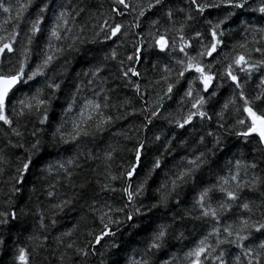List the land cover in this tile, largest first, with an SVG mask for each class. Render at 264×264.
I'll use <instances>...</instances> for the list:
<instances>
[{
	"label": "clouds",
	"instance_id": "1",
	"mask_svg": "<svg viewBox=\"0 0 264 264\" xmlns=\"http://www.w3.org/2000/svg\"><path fill=\"white\" fill-rule=\"evenodd\" d=\"M248 11L245 9L246 13ZM249 21L253 25L256 23L255 17L241 15L240 23L229 24L223 29L226 43L219 49L220 55L214 59L198 55L200 45L194 42L191 55L215 77V85L207 94L199 84L198 75L187 79L179 75L182 70L179 61L186 62L185 56L170 48L160 58L151 53L148 47L145 51L149 55H146L145 64L141 65V79L144 82L140 95L133 94L131 86L117 73L116 65L106 59L108 50L103 46V37H97L93 31L83 34V42L75 50L70 51L65 47V53L59 58L62 67L59 75L54 76L52 71L45 70L39 78H33L34 82L26 80L27 86L21 85L23 91L16 93L9 111L19 108L20 100L33 95L45 103L39 109L33 107L30 112L25 110L24 116L20 118L21 124L25 126L24 148L19 152L5 149V157L0 161V190L3 192L7 191L5 184L16 174L25 157L36 161L28 179L15 194V205L22 210L17 221L18 227L10 229L7 225L0 226V264H15L13 257L20 246L28 250L30 264H57V257L64 249L56 245L55 237L79 223L80 229L73 238L79 237L80 243L86 246L89 231H100L104 224H109L107 216L100 218L96 211L99 209L110 211L113 219L109 226L119 234L118 239H134L146 248L145 241L151 243L153 233L163 231V235H158L155 240L160 248L152 250L151 264H164L171 253L182 255L181 250H187L184 248L185 243L207 234L213 227H222L213 221L211 215L205 217L201 214L196 204L199 194L208 189L204 205L217 208L219 201L226 198L216 186L220 183L221 174L229 175L230 162L234 164L236 159L247 158L249 164L255 162V172L264 175V157L256 150L255 141L251 138L242 140L236 135L240 128L236 121L242 118L241 114L230 107L222 116L217 115L223 111L221 106L224 98L232 92L230 82L223 75L228 62L226 53L235 40L245 35ZM167 35L171 39L173 33ZM119 51L121 59L126 52L131 53V37L125 40L124 47ZM33 57H37L36 51L29 56V64L36 63ZM98 61L106 66L104 94L111 97L108 106L100 109L111 120L101 128L95 126L96 117L92 121H83L79 116L85 99L100 100V96L95 94V85L89 86L83 76L90 63ZM127 63L125 60V66ZM152 63L157 64L155 70ZM163 64L168 65L169 73L160 71ZM162 76L168 79L161 80ZM50 82L61 87L52 91ZM169 83L174 89L171 94L167 92ZM251 87L249 82V90ZM188 89L192 91L191 97L187 95ZM74 94L76 103L73 104ZM200 97L203 100L196 111L203 110L205 116L196 119L191 127L179 128L178 122L192 112V103ZM153 111L159 115L153 116ZM43 116H47V120L41 125L39 121ZM74 121L80 125L75 131ZM34 129L36 135L33 137L30 133ZM76 131L79 136L73 140L71 137L76 135ZM61 132L70 135L62 139ZM138 144L144 146V159L135 180L129 182L126 172L134 163ZM105 152H112L110 160L104 159ZM261 152H264V147ZM69 159L73 160L70 170L74 183L65 179L59 168V164ZM189 160L194 163L189 164ZM154 161L163 164L159 171ZM106 171H110L115 180L108 178ZM181 172L185 173L183 177ZM97 179L102 183L107 182L112 190L106 192L95 183ZM88 180L92 183L87 184ZM82 181L86 182L84 189L79 187ZM129 183L143 185L131 203L122 199L121 193V189ZM232 187L235 188L234 185ZM49 191L53 192L51 197L47 194ZM245 200H255L256 204H260L264 200V188L258 186L250 192L241 189L236 201L227 202L224 208L218 209V218L224 219L225 223H233L239 213L246 211L239 207ZM61 201L68 203L59 208L52 207V204ZM2 205L3 196L0 195ZM129 213L135 216L134 223L127 220ZM256 216H259V212ZM82 217L87 218L86 223H81ZM25 227L45 241L46 250L33 251L32 243L26 238L28 233L21 234ZM180 233L183 239L178 240L177 235ZM134 247L138 248V245ZM65 259L67 264H73L67 257ZM101 259L103 264H114L117 257L108 255L106 250L103 257L99 254L89 257V264H100ZM75 264L80 262L76 261Z\"/></svg>",
	"mask_w": 264,
	"mask_h": 264
},
{
	"label": "snow or ice",
	"instance_id": "2",
	"mask_svg": "<svg viewBox=\"0 0 264 264\" xmlns=\"http://www.w3.org/2000/svg\"><path fill=\"white\" fill-rule=\"evenodd\" d=\"M245 9L249 11L246 13ZM0 14H7L0 23V145L3 146L0 147V161L5 157V149H15L19 152L24 148L22 141L25 126L21 124L20 118L24 116L25 110L30 112L33 107L39 109L45 103L35 95L25 97L19 101V108H13L10 112L12 99L17 92L23 91L21 85L27 86L26 80L34 82L33 78H39L45 70L52 71L54 76L59 75L62 71L59 58L65 53V47L70 51L75 50L77 45L83 42L84 33L93 31L97 37H103V46L108 50L106 59L116 65L119 76L131 86V91L137 96L140 95L141 84L144 82L141 79V65L145 64L146 55H149L145 51L146 47L160 58H163L170 48L185 56L186 62L179 61L182 66L179 75L185 79L198 75L199 84L207 94L215 85V77L191 55L194 42L200 45L198 55H207L210 60L216 58L220 55L219 49L226 43L223 29L229 24L240 23L241 15L255 17L256 23L253 25L249 21L245 35L235 40L230 45V51L226 53L228 62L223 75L230 82L232 92L224 98L221 106L223 111L217 115L222 116L230 107L240 113L242 118L236 121L240 125L236 135L242 140L253 139L256 150L264 157V152H261L264 147V0H110L107 8L103 0L95 4L91 0H0ZM9 24L10 28L6 27ZM170 32L173 33L171 39L167 35ZM129 37L132 51L126 52L121 59L119 50L124 47L125 40ZM117 41L120 43L117 44ZM114 44L116 47H113ZM33 51L37 52L38 57H33L36 60L34 65L28 63ZM125 60L128 62L126 66ZM152 68L155 70L157 64L152 63ZM105 71L106 66L102 61H98L90 63L87 71L83 73L86 83L89 86L95 85V94L100 96V100L85 99L79 116L83 121H92L96 117L97 128L107 125L111 120V117H106L100 111L101 107L108 106L107 102L111 99L109 95L104 94L107 82ZM160 71L169 73L170 69L167 64H163ZM160 79L168 77L162 76ZM249 82L252 85L251 90ZM49 87L56 91L61 86L50 82ZM173 91V85L169 83L167 92L171 94ZM187 95L192 96L191 89H188ZM202 100L203 97H200L192 103V112L178 122L179 128L191 127L196 119L205 116L203 110L196 111L200 108ZM71 107L70 104L69 108ZM152 115L159 113L153 111ZM46 120L47 116H43L39 122L43 125ZM79 127V123L74 121L73 130ZM30 135L34 137L36 130ZM60 135L63 139L65 135L70 134L61 132ZM78 136L79 132L76 131V135L71 138L74 140ZM143 150L142 144L136 146L134 163L126 172L129 182L136 178L139 165L144 159ZM111 158L112 152H105L104 159L107 161ZM35 163L30 157H25L16 174L5 184L7 191L0 190V195L3 196L0 226L7 225L10 229L18 227L17 221L20 220L22 210L15 205V194L28 179ZM188 163L193 164L194 161L189 160ZM72 165L73 160L69 159L59 164V168L64 178L74 183L70 170ZM154 165L157 171L163 167L159 161H154ZM256 167L255 162L249 164L247 158L236 159L234 164L230 162L229 175L221 174L220 183L216 186L226 198L219 201L217 208L204 205L208 189L199 194L196 204L199 205L201 214L205 217L211 215L213 221L222 227H213L207 234L185 243L184 248L187 250L182 249V255L171 253L169 258L164 260V264H229V261L231 264H264V200H261L260 204H256L255 200L242 201L239 207L246 211L239 213L233 223H225L224 219L217 216L218 209L224 208L227 202L238 199L241 189L250 192L258 186L264 188V175L257 174ZM105 174L115 180L110 171ZM184 174L181 172V177ZM90 183L92 181L88 180L87 184ZM95 183L106 192L112 190L111 185L102 183L100 179ZM172 185L175 186V180ZM79 187L84 189L86 182L82 181ZM142 188V184L129 183L121 189L122 199L131 203ZM47 194L51 197L53 192L49 191ZM66 203L68 201H61L59 204H52V207L59 208ZM96 211L101 219L107 216L109 224L112 222L110 211ZM86 219L82 217L81 223H86ZM135 219L131 213L127 215L129 222L134 223ZM109 224H104L100 231H89L86 246L80 243L79 237L73 238L80 229L79 223L57 235L55 243L64 249L57 257V264H67L65 257L73 264L76 261L89 264V257L98 254L103 257L106 250L108 255L117 257L114 264H151L152 250L160 248L155 240L158 235H163V231L159 234L154 232L152 242L145 241V248L139 241L130 243L131 239H118L119 234L115 233ZM23 233H28L26 238L32 243L33 251L46 250L45 241L41 240L40 236L30 233L26 227L21 230V234ZM177 239H183V234H178ZM134 245H138V248ZM13 259L15 264L31 262L28 250L23 246L18 247ZM100 264H103V259Z\"/></svg>",
	"mask_w": 264,
	"mask_h": 264
},
{
	"label": "trees",
	"instance_id": "3",
	"mask_svg": "<svg viewBox=\"0 0 264 264\" xmlns=\"http://www.w3.org/2000/svg\"><path fill=\"white\" fill-rule=\"evenodd\" d=\"M91 2L95 4V3H99V0H91ZM103 2H104L105 8H107L108 7V4L110 3V0H103ZM5 15H7V14H0V23L3 22V20L5 18ZM128 19H131V17H128ZM10 26H11L10 24L9 25H6V27H9V28H10ZM129 242L130 243L131 242H134V239L130 240Z\"/></svg>",
	"mask_w": 264,
	"mask_h": 264
}]
</instances>
